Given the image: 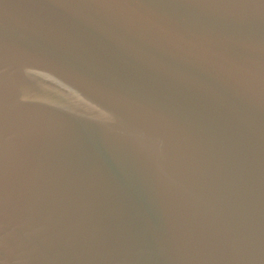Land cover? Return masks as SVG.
I'll return each mask as SVG.
<instances>
[{
  "label": "water",
  "instance_id": "95a60500",
  "mask_svg": "<svg viewBox=\"0 0 264 264\" xmlns=\"http://www.w3.org/2000/svg\"><path fill=\"white\" fill-rule=\"evenodd\" d=\"M0 264H264V0H0Z\"/></svg>",
  "mask_w": 264,
  "mask_h": 264
}]
</instances>
